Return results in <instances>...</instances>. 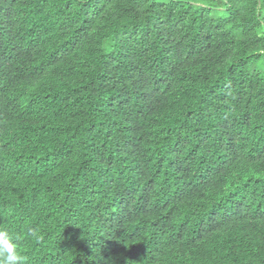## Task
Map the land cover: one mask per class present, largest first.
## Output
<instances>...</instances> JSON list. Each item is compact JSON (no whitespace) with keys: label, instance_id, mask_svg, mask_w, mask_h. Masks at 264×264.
Listing matches in <instances>:
<instances>
[{"label":"trees","instance_id":"1","mask_svg":"<svg viewBox=\"0 0 264 264\" xmlns=\"http://www.w3.org/2000/svg\"><path fill=\"white\" fill-rule=\"evenodd\" d=\"M0 230L24 264H264V0H0Z\"/></svg>","mask_w":264,"mask_h":264},{"label":"clouds","instance_id":"2","mask_svg":"<svg viewBox=\"0 0 264 264\" xmlns=\"http://www.w3.org/2000/svg\"><path fill=\"white\" fill-rule=\"evenodd\" d=\"M29 234L38 238V233L34 229H30ZM17 240L18 237L7 230H0V264H24Z\"/></svg>","mask_w":264,"mask_h":264}]
</instances>
